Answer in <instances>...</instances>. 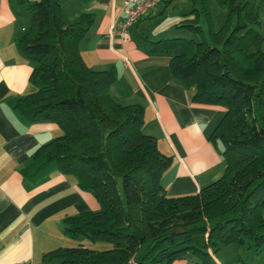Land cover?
Segmentation results:
<instances>
[{
    "label": "trees",
    "instance_id": "trees-1",
    "mask_svg": "<svg viewBox=\"0 0 264 264\" xmlns=\"http://www.w3.org/2000/svg\"><path fill=\"white\" fill-rule=\"evenodd\" d=\"M174 1L163 2L169 6ZM190 1L192 7L172 24L190 36L144 39L149 52L170 54L171 74L194 88V102L226 108L209 136L223 143L225 167L197 192L169 195L160 178L173 157L145 132L144 106L123 104L111 94L116 66L91 68L80 53L93 12L81 11L68 20L62 0H18L30 22L16 41L34 62L29 80L35 90L14 97L12 105L25 120H51L62 131L33 151L22 173L31 180L55 169L73 174L99 208L65 217V234L109 244L103 249L83 243L59 246L45 252L44 261L126 264L134 256L136 264H170L192 253L200 264H209L210 253L230 243L262 249L261 0H215L225 10L219 23L208 0Z\"/></svg>",
    "mask_w": 264,
    "mask_h": 264
},
{
    "label": "crops",
    "instance_id": "crops-1",
    "mask_svg": "<svg viewBox=\"0 0 264 264\" xmlns=\"http://www.w3.org/2000/svg\"><path fill=\"white\" fill-rule=\"evenodd\" d=\"M188 4L177 10L175 1L170 4L174 10L171 20L169 6L157 4L133 24L128 40L123 41L113 26L125 16L124 0H62L63 16L68 20L81 11L93 12V23L79 44L83 59L94 69L116 66L118 77L109 91L123 104L144 106L145 132L156 137L161 152L172 155L171 165L160 178L169 195L195 193L218 178L225 167L223 143L209 136L226 108L194 102V88L173 78L170 54L149 52L144 39V35H185L172 24L188 11ZM259 15L263 27L264 0ZM29 22V12L18 0H0V264H50L42 259L45 252L59 246L88 245L85 238L65 234L64 219L99 208L95 196L81 188L73 174L55 169L31 180L22 173L33 151L62 132L51 120H25L11 102L35 90L29 80L34 62L16 41ZM261 248L230 243L211 252L209 264H264V239ZM170 264L200 263L187 253Z\"/></svg>",
    "mask_w": 264,
    "mask_h": 264
},
{
    "label": "built area",
    "instance_id": "built-area-1",
    "mask_svg": "<svg viewBox=\"0 0 264 264\" xmlns=\"http://www.w3.org/2000/svg\"><path fill=\"white\" fill-rule=\"evenodd\" d=\"M164 0H124L123 9L125 16L117 20L113 26L120 34L123 41L128 40L130 28L136 23L147 10L163 2ZM13 264H28L24 261L14 262ZM126 264H136L134 256H131Z\"/></svg>",
    "mask_w": 264,
    "mask_h": 264
},
{
    "label": "rangeland",
    "instance_id": "rangeland-1",
    "mask_svg": "<svg viewBox=\"0 0 264 264\" xmlns=\"http://www.w3.org/2000/svg\"><path fill=\"white\" fill-rule=\"evenodd\" d=\"M71 2V0H67V2ZM209 1V4H210V7H211V10H212V13L215 17V20L219 23V21H222L225 17V10L224 8H222L215 0H208ZM186 2H189L188 6H186L187 8L186 9H190L192 7V2H190V0H175V3L177 4V7H176V10L177 8L179 9V7H184V5L186 4ZM169 11H170V19L171 20V16L173 17V8L171 6L168 7ZM165 16V15H164ZM166 18V16L164 17ZM162 18V19H164ZM264 19V18H263ZM161 20V19H160ZM159 20V21H160ZM261 28V32L264 36V26L263 27H260ZM137 29H135L133 31V34L136 35L137 33ZM185 32V35L184 34H181L183 36H190L191 32L189 31H186L184 30ZM167 35V34H166ZM262 47L264 48V39H263V43H262ZM85 243H87L88 245H93L94 247L98 248V249H103V248H106L107 246L109 247V244L103 242V241H91L89 239H84L83 240Z\"/></svg>",
    "mask_w": 264,
    "mask_h": 264
},
{
    "label": "water",
    "instance_id": "water-1",
    "mask_svg": "<svg viewBox=\"0 0 264 264\" xmlns=\"http://www.w3.org/2000/svg\"><path fill=\"white\" fill-rule=\"evenodd\" d=\"M77 94L79 95V91L77 90ZM78 100L80 101V102H83V99L79 96L78 97Z\"/></svg>",
    "mask_w": 264,
    "mask_h": 264
}]
</instances>
